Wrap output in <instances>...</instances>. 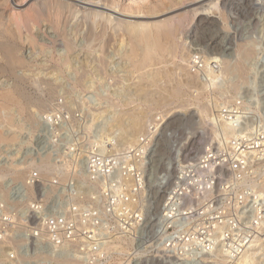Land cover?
Wrapping results in <instances>:
<instances>
[{
	"label": "rangeland",
	"instance_id": "obj_1",
	"mask_svg": "<svg viewBox=\"0 0 264 264\" xmlns=\"http://www.w3.org/2000/svg\"><path fill=\"white\" fill-rule=\"evenodd\" d=\"M218 1L219 7L213 6L214 9L211 5L212 9H207L210 3L205 1V11L197 14H206L207 20L213 17L217 25L205 21L202 26L197 19L190 21L179 36L177 60L166 55L162 64L152 63L142 73H129L133 69L123 57L125 46L120 50L119 37L105 51L106 67H101L99 43L89 45L85 29H76L77 20L67 26L75 46L73 53L67 55L51 23L41 20L35 25L30 23L33 27L27 23L32 5L29 0H18L21 6H15L14 1L0 9V13L4 12L0 25L5 23L0 28V93L20 88L22 101L29 103L24 111L11 105L2 112L0 131L8 136L15 134V140L1 142L0 148L34 158L45 155L52 162L67 164L65 179L69 181L80 170V186L89 191L93 185L86 168H77L72 157L121 158L131 152L132 158H138L139 153L143 161L141 189L134 191L135 187L129 186L125 194H119L122 202L126 197L132 202L126 212L128 225L121 221L122 213H114L110 218L105 215V211H111L107 202L117 190L109 180L103 181L98 188L107 199L101 198L95 249L80 254L67 252L62 258L32 254L27 264H237L239 255L249 249L256 252L258 263L264 264V230L258 231L259 227L264 229V0H231L226 5L224 0ZM136 16L128 20L155 21ZM19 17H23L25 25ZM114 25L113 19L111 26ZM109 31L114 33L111 27ZM6 46L18 50V56L27 61L25 68L8 67ZM240 47L247 53H242ZM192 55L200 58L198 61L208 59L214 71L211 78L201 68L203 63L199 64L197 69L202 70L194 76L197 84L208 83L209 88L203 92H196L194 77L181 70L186 64L183 59ZM67 56L71 61L68 66L63 63ZM211 59L216 62L213 64ZM223 61L229 64L228 71L224 70ZM164 71L174 73L173 77L153 86L149 97L136 92L143 73ZM81 74L84 78L80 81ZM177 80L182 82L185 94L180 99L170 96L178 86ZM50 85L54 89L49 90ZM212 103L221 106L226 120L235 126L229 140L218 129L224 124L222 119L219 124L202 125L204 117L199 106ZM127 112H145V122L149 123L143 129L141 141L133 147L121 142L122 128L110 127L116 116ZM9 114L13 126L5 118ZM230 142L238 148L232 149ZM247 144L255 149H246ZM206 160L210 162L203 163ZM86 206L94 207L92 203ZM243 239L246 242L241 244ZM220 246L234 251V257L224 262L225 253L216 252Z\"/></svg>",
	"mask_w": 264,
	"mask_h": 264
},
{
	"label": "bare ground",
	"instance_id": "obj_2",
	"mask_svg": "<svg viewBox=\"0 0 264 264\" xmlns=\"http://www.w3.org/2000/svg\"><path fill=\"white\" fill-rule=\"evenodd\" d=\"M14 1H16L15 6H21L17 2L18 0H0V9L1 8L3 9V7H8L9 5H12L11 3ZM205 1L210 3L209 7H207V9L208 8L212 9L213 6H215V8H216V6L219 5V3H218V5L216 4V1H218V0H29V3H32V5H31V16L29 17V20H27V23H29V24L31 23L33 25L35 22L37 23V21H40L39 23H41V20H46L49 23H51L55 29V32H58L60 39L63 41L64 46L67 49V51H68L67 55H69L70 53H73L75 46H74L73 40H71V37L69 39V36H68L69 32H67V26L70 23V21L73 23L72 20H77L76 29H77V31H78V29H80L81 31H83V29H85L86 34H84L85 32L84 33L82 32V33L85 35L87 42L90 43V44L89 43L88 44L91 45V43L93 44L94 42L99 43L101 50H100V55H99L98 59H99V62L101 64V67L106 64L105 57H106L107 48H110L116 42V39L119 37V39L122 40V45L119 44L120 50L122 49L121 47L125 46V51H124L123 57L127 60V63L131 64V67L133 69L132 71L129 70V73H132V72L139 73L144 69L146 71V68L151 66L152 63L153 64L154 63H156V64L161 63L162 64V60L165 58L166 55L171 56L173 60L178 58V53L180 52L179 48H181V47H179L178 39H179V36L182 33H184V30L186 28H188L187 26H188L190 21L192 22L195 19H197L196 21H198L201 25L205 24V21H208V23H210V24H215V25L218 24L216 19H214L213 17H210L211 19L207 20V18H205L206 14L205 15H199V17H197L198 16L197 14L199 13V11L200 12H203V10L205 11L206 5H208L205 3ZM229 1H231V0H224V5H226ZM24 3H26V2H24ZM210 5L212 7H210ZM213 9H214V7H213ZM115 10H118L119 13H116L117 11L115 12ZM1 12L2 13H0V16H4V12L2 10H1ZM26 15H24V16L27 19L28 16H26ZM29 15H30V13H29ZM135 15H137L136 17H138V15H142L146 19H152V20L154 19L155 21H152V22L148 21L145 23H134L131 20H128V19L132 18V16H135ZM112 18L116 21V25H114V26H111V20H113ZM1 19H2V17H1ZM21 19H23V17L22 18L19 17V20H21ZM0 21H2V20H0ZM21 21H23V20H21ZM17 23L19 25V22H17ZM22 23H24V21ZM22 23L20 22V25ZM0 24H2V23H0ZM31 24H30V26L33 27ZM200 24H198V25H200ZM3 25L2 26L0 25L1 26L0 28H3ZM23 25H25V23ZM70 25L71 24H69V26ZM28 26H25V27H28ZM31 27H30V29L32 31ZM110 27L114 33H111L109 31ZM76 29H74V31ZM77 31H75V32H77ZM58 35H57V38H59ZM28 40H30V39H28ZM55 41L58 42L59 40H55ZM85 47H84V49H85ZM91 48H92V46H91ZM120 50H119V52H120ZM240 50H241V47H240ZM244 50H245V48H244ZM244 50H241V51H242V53L246 54L247 52ZM17 51L18 50L16 48H14L13 46H11V47L9 46L6 49V59L5 60L8 64V67L11 70L13 68H15L16 66H24V68H25V65L27 62V61L23 60L24 59L23 57L21 58V56H18ZM249 51H251V50L249 49L248 52ZM239 55H240V53H239ZM246 56L247 55H245L244 57H246ZM199 59L200 58H196L193 55L190 56L189 58H185V59H183V61L186 64L184 67L181 68V70H187V72L189 74H191L190 77H194L192 80L194 82V84L196 83V78H195L194 74L199 73L202 70L201 69L198 71V69H197V68H199V66H201V65H199L200 63L201 64L203 63L201 68H205L204 69L205 73H207V75L209 74V76L211 78H212L213 72H214V71H211V69H210L211 62H209L208 59H205L204 61L201 59L202 61H198ZM211 60L213 61V59H211ZM215 62L216 61H213V64ZM63 63L66 66L70 65L71 64L70 58L67 56ZM217 63H218V60H217ZM28 64L29 63H27V65ZM98 66H100V65H98ZM238 66L236 67V69L238 68ZM240 66H242V65H240ZM6 67L7 66H5V68ZM105 67H106V65H105ZM223 67H224V70L228 71L229 64H227V62L223 61ZM194 68H195V70H194V73L192 74ZM99 69H101V68H99ZM126 69H127V67H126ZM239 70L241 71L242 69H239ZM236 71H238V69ZM8 72H9V70H8ZM241 72H243V71H241ZM127 73H128V71H127ZM84 74H85V72H84ZM81 75L79 77L80 81L84 78L83 75L82 76ZM142 75H146V76L142 77ZM142 75H141V78L139 77L140 79L137 81L136 92L138 94L142 95L143 97L144 96L147 97L149 94V91L153 88V86H158L159 82L162 79H169L170 80L173 77L174 73L164 71V72L146 74V72H145V74L143 73ZM220 76H221V74H220ZM119 78L122 79V77H119ZM126 78H125L126 80H130L129 79L130 77L128 78L126 76ZM215 79H217V78H215ZM148 80H149V82H147ZM177 81H179V80H177ZM204 81H206V80H204ZM35 82H36V80L34 81V83ZM112 83H114V81ZM148 83L150 85H152V87ZM207 84L208 83H206L205 85L201 84V83H198V84L196 83V86L194 85L197 88L196 92L205 91L207 88H209L208 86H206ZM34 85H36V84H34ZM181 86H182V82L179 81L178 86L175 87L173 89V91H171L170 96L174 97L175 99H180L183 96H185L184 92L181 89L182 88ZM36 87H38V86H36ZM56 87H58V86H56ZM39 88L41 89L40 86H39ZM48 88H49V90L54 89L52 85H50V87H48ZM14 89H16V88H14ZM19 89L14 90V91L8 90L6 92L0 93V118L2 117V112L6 111L11 105H16L19 108H21L23 111L26 108V106L29 105L27 100L22 101L23 100L22 99L23 93L21 94ZM46 89H45V91H46ZM234 91H235V89H234ZM55 92H57V91L55 90ZM142 100H144V99H142ZM161 100H164V98ZM28 101H29V99H28ZM214 104L212 103L211 106H209L210 104H208V105L203 104L204 106L203 105L199 106V111H201V113L203 114V117H204V121H203L202 125L207 127V125H211L213 122H216V123L218 122V124H219V120L222 119L221 121L224 122V124L223 125L221 124V126H219V127L217 126V127H218V129L220 128L219 129L220 131H222V135L226 136L227 140H229V138L233 132L232 129H233L234 125L231 124L232 122L230 123L228 120H226V116L223 114V110L221 109L222 107L219 106L218 104H216V105H214ZM181 106H184V105H181ZM190 107H192V106H190ZM136 111H137V108H136ZM5 118L7 119V123H9L10 125L13 126V117L9 114V115H6ZM145 118H146L145 112H127L125 114L116 116L114 121H113V124L110 127H111V129H113V127L122 128L123 133L121 135H122L123 140H121L120 138H119V140H121V142L125 141V142H127L128 145H131L133 147L141 141L140 138H142V136H143V129L146 126V124L148 123V122L147 123L145 122ZM159 119H161V118H159ZM159 126L160 125H158L157 127H159ZM146 128H147V126H146ZM106 134H107V132H106ZM212 134H214V133L212 132ZM14 136H15V134H14ZM14 136L12 134L8 136L5 133H3L2 131H0V144L3 141L11 142V141L15 140ZM216 136H218V134ZM112 137H114V136H112ZM90 140H91V138H90ZM218 140H220V139H218ZM224 141H225V139H224ZM230 143L234 146V148H232V149L238 148V146L236 144L234 145L232 142H230ZM247 145L249 146V144H247ZM246 149H255V147L252 148L249 146V148L247 147ZM66 165H63V168L66 167ZM30 167L40 168L41 170H45L44 172L50 173V175L53 173L55 174V172H57L61 168L60 162L55 163L49 159H46L40 163L32 161V162H30L28 168H30ZM64 169L66 170V168H64ZM4 175L5 174H0V179ZM65 176H66V174H65ZM18 177L22 178V177H25V175H24V173H20L18 175ZM217 250L218 251H216V252H218V253L222 252L223 254L225 253L224 255L227 256V258H225L224 255H222L225 258V259H223L224 262H227L228 259L230 260L234 257V255H233L235 253L234 251L229 252L227 249L222 248L221 246ZM250 252H252L251 249L247 250L245 253H243V255L241 253V255H239V258L237 259L238 260L237 264H259L258 259H256V257H255L256 254L254 255V253H256V252H252V253H250Z\"/></svg>",
	"mask_w": 264,
	"mask_h": 264
},
{
	"label": "built area",
	"instance_id": "obj_3",
	"mask_svg": "<svg viewBox=\"0 0 264 264\" xmlns=\"http://www.w3.org/2000/svg\"><path fill=\"white\" fill-rule=\"evenodd\" d=\"M10 150L0 148V174H5L0 180V264H27L32 254L62 258L67 252L80 254V251L95 249L101 198H106L98 188L103 181L109 180L117 190L109 202L105 200L111 208L105 215L110 218L114 213H122L121 221L128 225L126 212L132 202L127 197L122 202L119 194H125L126 187H135L137 191L143 185V161L139 153L138 158H132L131 152L121 158L116 155L80 156V160L72 157L77 168L85 166L93 185L89 191L80 186V170L69 181L65 179L66 170L60 165V170L48 177L50 173L45 170L28 168L30 162H42L49 159L48 156L34 158ZM20 173H24L25 178L20 179ZM247 188L251 191L249 186ZM88 203L94 207L87 208ZM260 230L264 229L259 227ZM245 242L243 239L241 244ZM112 249H116V245H112Z\"/></svg>",
	"mask_w": 264,
	"mask_h": 264
}]
</instances>
